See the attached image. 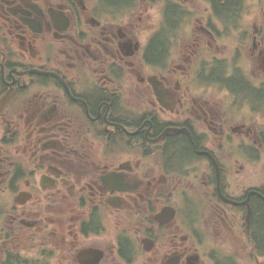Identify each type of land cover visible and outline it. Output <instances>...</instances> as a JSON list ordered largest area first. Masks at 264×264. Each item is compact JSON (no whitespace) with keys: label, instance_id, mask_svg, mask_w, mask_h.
I'll list each match as a JSON object with an SVG mask.
<instances>
[{"label":"flooded vegetation","instance_id":"af4514ba","mask_svg":"<svg viewBox=\"0 0 264 264\" xmlns=\"http://www.w3.org/2000/svg\"><path fill=\"white\" fill-rule=\"evenodd\" d=\"M0 196L2 261L264 264V0H0Z\"/></svg>","mask_w":264,"mask_h":264},{"label":"rangeland","instance_id":"374dc122","mask_svg":"<svg viewBox=\"0 0 264 264\" xmlns=\"http://www.w3.org/2000/svg\"><path fill=\"white\" fill-rule=\"evenodd\" d=\"M242 13V11L240 12V14ZM238 15V20L235 22V24L236 25H238V24H240V23H243V25L244 26H249V24L251 23V19L250 18H246V19H244V18H242L241 17V15ZM243 14H245L244 13V11H243ZM242 19H243V21H242ZM155 21H158V19L157 18H155ZM214 24L216 25V26H219V27H224V26H232L233 24H229V22H226V21H223L222 19L221 20H217V19H215V21H214ZM238 68H239V66H237ZM242 67L243 68H239L246 76H249L250 78H254V71H253V69H247V67H246V65L245 64H243L242 65ZM234 70H236V67H234ZM257 168H259V167H257ZM8 197V196H7ZM7 197H1L0 196V201H7L8 200V198ZM32 247L31 246H29L28 248H27V250L26 251H24L23 253H21V254H23V255H25V256H28V257H35V256H37V257H40V252H32V249H31ZM14 251H18V250H14ZM1 260H2V258L0 257V263H1ZM51 264H64V259H62L61 257H55V258H53L52 260H51ZM136 264H144V258H140V259H138V261H137V263Z\"/></svg>","mask_w":264,"mask_h":264},{"label":"trees","instance_id":"16d2710c","mask_svg":"<svg viewBox=\"0 0 264 264\" xmlns=\"http://www.w3.org/2000/svg\"><path fill=\"white\" fill-rule=\"evenodd\" d=\"M223 2H224V6H229L231 4L235 5L238 2V0H223ZM261 221H262L261 226L263 229L264 220L262 219ZM4 264H49V261L45 258L43 259L41 258L38 260H29V259L21 258L20 256H17V255L10 254L8 261H6V263Z\"/></svg>","mask_w":264,"mask_h":264}]
</instances>
